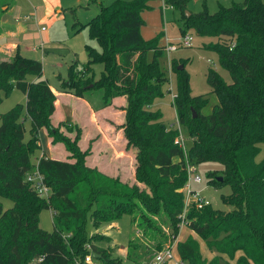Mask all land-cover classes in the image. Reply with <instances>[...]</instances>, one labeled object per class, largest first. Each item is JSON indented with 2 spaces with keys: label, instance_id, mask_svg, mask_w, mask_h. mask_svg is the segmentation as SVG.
Segmentation results:
<instances>
[{
  "label": "trees",
  "instance_id": "trees-1",
  "mask_svg": "<svg viewBox=\"0 0 264 264\" xmlns=\"http://www.w3.org/2000/svg\"><path fill=\"white\" fill-rule=\"evenodd\" d=\"M149 1L114 0L101 4L87 23L78 25L75 21V30L86 27L98 47L86 44V65L77 70L76 62L70 64L67 79L61 82L64 92L70 88L77 97L97 87L104 90L105 100L126 95V148L135 150V180L142 187L88 166L87 153L69 139L64 144L73 161L43 154L32 163L31 142L38 139L42 127L51 129L56 96L41 79L39 60L16 53L10 60L0 61V102L15 87L26 96L25 107L17 104L0 113V196L13 202L3 209L0 201V264H75L92 252L99 255L93 260L100 264H122L121 258H113L92 241L86 230L88 217L96 228L125 214L133 223L138 215L154 247L160 249L167 236L149 216L161 219L164 214L171 234L176 236L184 207L187 165L194 167L205 161L222 165L220 172L210 173L209 185L218 188L230 184L231 192L222 196V201L231 209L205 205L187 213V227L213 249L211 260L201 256L191 235L178 241L174 251L187 264H264V158L259 162L255 159L264 143V0L219 5L214 13L204 4L201 11L185 17L183 34L192 28L197 35L216 38L209 47L218 53L219 64L232 79L228 83L214 68L207 70L206 80L218 103L203 114L207 97L192 96L184 67L173 66L178 78L173 104L191 141L187 152L175 143L177 129L167 128L162 113L151 108L162 95L166 80L159 66L163 53L158 38L162 33L149 41L140 33L144 23L141 12ZM166 1L184 6L181 0ZM70 13L75 19V8ZM92 63L104 67L98 80L88 76ZM29 75L36 79L28 80ZM23 107L30 121L28 140L24 138ZM35 172L49 190L46 197L27 178ZM43 209L52 211V231L39 227Z\"/></svg>",
  "mask_w": 264,
  "mask_h": 264
},
{
  "label": "rangeland",
  "instance_id": "rangeland-1",
  "mask_svg": "<svg viewBox=\"0 0 264 264\" xmlns=\"http://www.w3.org/2000/svg\"><path fill=\"white\" fill-rule=\"evenodd\" d=\"M80 1L83 5L89 2V9L83 7L77 11V19L82 24H85L98 13V3L100 1L104 5H109L114 0ZM174 1L177 2L178 0ZM181 1L184 2L183 7L170 4L166 0H150L148 7L141 12V17L144 21L140 29L142 38L145 41H149L157 38L162 33L158 38V45L162 48L163 53L162 57L159 58V66L165 72L164 77L166 81L162 87V95L154 100L151 108L159 110L162 113V120L165 122L167 128H175L177 126V115L173 101L177 93L178 78L177 72H175V68L173 67L174 65L179 64L178 67L182 66L180 70H183L184 67L188 76L189 91L192 96L205 95L207 97L208 103L201 109L203 114L210 113L213 106L218 103L217 97L211 92V87L207 83V70L214 68L226 82L230 83L232 81L228 71L219 64L218 53L209 47L213 45L216 38L213 36L197 35L192 28H188L185 34H183L181 28L183 27L185 17L190 13L201 11L204 4L210 13H214L217 11L219 5L229 6L233 2H242L243 0ZM64 3L73 6L77 5L75 0H64ZM64 14L63 18L60 15L58 23L53 27L45 22L41 24L45 29L51 28L52 30L49 43L45 42L37 34L26 42L28 48L22 50L24 56L41 62V79L48 83L57 96L54 102L55 109L49 121L51 129L49 127H42L39 131L38 139L35 142H31V146L33 147L31 162L36 163L40 155L43 154L59 160L73 161L70 152L64 144V140L69 139L71 142H75L81 152L87 153L85 157L87 165L110 177H119L123 182L129 184L137 183L142 187L143 185L135 180V150L133 148H126L123 126L126 95L110 97L105 100L104 90L97 87L84 90L85 92L81 98L75 96L72 93V89L69 88V92H64L65 90L62 88L61 82L67 79L68 68L72 64V61L76 62L77 70L86 65L88 55L85 45L90 44L98 47L96 41L89 38L86 27L75 33L71 28L72 20L69 14ZM184 35L189 38V46H184L180 42ZM166 39L172 40L177 45V49L170 54L165 50ZM41 41H43V44L40 43ZM151 50L152 52L155 51ZM146 58L147 60L152 58L151 52L147 53ZM173 60L177 62L172 65ZM181 62H184V64ZM103 70L104 67L101 63H92L90 64L88 76H93L94 80H98ZM33 79H36L33 75L28 76V80ZM25 101V94L15 87L7 96L2 97L0 113L7 112L17 104L25 107ZM111 104L112 107L109 108L111 112L103 113L102 115L92 114L90 109H87L90 106L94 111L100 112L105 106H110ZM24 107L22 111V121L25 129L24 138L28 140L30 137V121L25 116ZM182 135L185 144L184 149L187 152L191 141L183 128ZM263 158L264 143H261L260 151L255 159L259 162ZM190 167L192 166L190 165ZM193 168L195 172L191 174V177L198 174L201 177V182L195 183L192 180L189 181V188L193 191L191 195H187V186L184 187V205H187V210L189 211L190 208L198 209L196 207L197 199L201 198L209 202L208 205L212 208L229 211L231 206L223 203L222 196L230 194V184L224 183L218 188L209 185L210 173L212 171L220 172L222 165L214 161H205L196 164ZM100 169H105L107 173ZM35 173L32 174L33 177H36ZM187 183L188 179L186 185ZM48 192L49 190L45 194L40 195H45L44 197H46L48 196ZM0 201L2 202L3 209H7L13 205L12 200L9 198L0 196ZM52 215L50 209L41 210L39 214V227L52 231ZM149 218L154 220L156 225L161 227V231L167 236L166 241L160 249L154 247L155 243L150 239V232L139 223L138 215L135 217L133 223L130 221V215L125 214L118 221L111 224H102L96 228L92 226L88 217L86 230L96 246L111 252L113 258H121L122 264H140L142 261L150 260L156 251L168 246H173L174 249L178 241L185 240L189 235L196 238L200 254L203 258L209 261L215 255L213 249L208 248L205 241L190 230L186 224L183 227L178 226V234L173 236L169 222L166 220L164 214L161 219H157L155 216H149ZM4 229L7 231V226ZM106 237L110 239L107 240L105 239ZM0 253H2V248H0ZM88 255H85L82 263L76 261L75 264H100L96 259L87 262L86 258ZM223 262L224 260L222 259L221 263ZM166 264H187V262L182 261L176 251H174L173 257Z\"/></svg>",
  "mask_w": 264,
  "mask_h": 264
},
{
  "label": "crops",
  "instance_id": "crops-1",
  "mask_svg": "<svg viewBox=\"0 0 264 264\" xmlns=\"http://www.w3.org/2000/svg\"><path fill=\"white\" fill-rule=\"evenodd\" d=\"M75 2H77V5L73 6L67 5L66 3H64V0H0V61H8L16 53L24 56L22 50L28 48L26 42H28L32 36H36L37 34L40 38L42 37L45 42L49 43L50 37L52 36V30L51 28L42 30L41 27L43 26H41V24L45 22L53 27L58 23L60 15L62 18L65 16L64 13H68L72 20V30L75 33L78 32L75 30V26H73L75 21L79 22L78 25L82 24L77 19V11L83 7L89 9V2H86L87 4L85 5H83L80 0H75ZM101 4H103L102 1L98 3L99 6ZM71 8H75V19L70 13ZM40 43L43 44V41H41ZM74 62L75 61H72V63ZM111 107L112 104L110 106H105V108L100 112L94 111L90 108V106L87 107V109H90V112L92 114L102 115L103 113L111 112L109 110V108ZM43 150L46 152L45 149ZM49 157L54 158L52 156ZM100 170L106 172L105 169Z\"/></svg>",
  "mask_w": 264,
  "mask_h": 264
},
{
  "label": "built area",
  "instance_id": "built-area-1",
  "mask_svg": "<svg viewBox=\"0 0 264 264\" xmlns=\"http://www.w3.org/2000/svg\"><path fill=\"white\" fill-rule=\"evenodd\" d=\"M87 1H95V0H87ZM42 30H45V27H41ZM182 45L184 46H189L190 45V41L189 38L187 36H183L182 40L180 41ZM177 49V45L174 44L172 42V40L170 39H166V44H165V50L168 54L172 53L173 51H175ZM177 126L175 127L178 131L177 137L175 139V143L182 147L183 150L185 151L184 147V139H183V135H182V127L178 122V118H177V122H176ZM186 152V151H185ZM187 172H188V183L187 185V195H191L193 193V191L189 188V181L192 180L195 183H200L201 182V177L198 174H195L193 177H191V174L193 172H195V169L193 167H190V165H187ZM36 177H33L32 174L28 175V180L32 181L33 183V187L39 192V194H45L48 191V188L43 184L42 182V177L36 172L35 173ZM209 202L205 201L204 199H197V205L196 207L198 209L202 208L205 205H208ZM187 205L185 204L182 210V214L179 216V223L178 225L180 227H183L184 224H188V220H187ZM186 220V221H185ZM175 248L173 249V246H168L166 248H163L159 251H157L155 253V255L148 261L143 262L142 264H166L168 262V260L170 258L173 257V252H174ZM93 258L91 257V254L87 256L86 261L89 262L91 261Z\"/></svg>",
  "mask_w": 264,
  "mask_h": 264
},
{
  "label": "water",
  "instance_id": "water-1",
  "mask_svg": "<svg viewBox=\"0 0 264 264\" xmlns=\"http://www.w3.org/2000/svg\"><path fill=\"white\" fill-rule=\"evenodd\" d=\"M189 15V14H188ZM182 68V66H180V67H178V69H181ZM88 87H91V85H89ZM193 111V116L195 117L196 116V114H195V112H194V110H192ZM219 179H221V177H219ZM91 257L92 258H98L99 257V255H96V254H94L93 252L91 253Z\"/></svg>",
  "mask_w": 264,
  "mask_h": 264
}]
</instances>
